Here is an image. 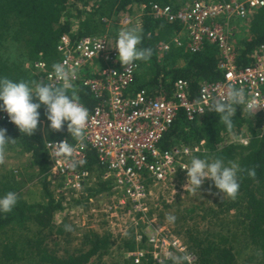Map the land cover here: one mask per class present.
Masks as SVG:
<instances>
[{
    "label": "trees",
    "instance_id": "1",
    "mask_svg": "<svg viewBox=\"0 0 264 264\" xmlns=\"http://www.w3.org/2000/svg\"><path fill=\"white\" fill-rule=\"evenodd\" d=\"M184 1L0 0V77L24 80L32 87L44 83L42 73L34 69V62L44 61L48 67L55 64L59 59L56 43L62 34L69 33L74 39L106 31L115 34L120 17L131 15L135 7L143 6L137 25L142 29L138 47L150 48L152 56L147 61H136L138 67H144L145 75L135 74L128 92L145 88L151 94H170L174 80L184 78L189 81L190 93L194 96L201 81L221 78V71L217 68L218 48L207 43L201 50L191 52L183 46L170 44L166 52L159 53L156 44L169 42L181 25L153 18L150 14L152 3L178 5ZM231 23L235 26V61L239 67H244L253 62L254 53L264 46V9H257L246 18ZM68 94H75L89 109L95 105L96 101L82 86L68 87ZM39 111L45 130L42 134L37 127L31 137L0 120V127L7 129L6 135L16 139L6 148L15 146L29 154L36 176L47 170L45 140L66 138L76 142L66 125L59 131L49 128L44 106ZM232 119L233 127L227 129L215 112L207 110L194 121L186 120L180 113L159 143L161 149L198 146L200 150L194 156L209 160L220 158L226 164L237 163L243 169L238 177L240 188L235 200L223 197L214 183L206 179L199 190L207 197L206 201L211 196L209 205L203 206L201 201L204 200L200 199L196 204L181 208L182 198H178L167 209V217H175L171 221L175 233L181 235L189 250L194 252L192 264H264V128L259 129L263 122L262 113L252 116L237 105ZM242 137L248 139L246 144L239 140ZM97 166L95 153L87 150V170L94 171L99 178L95 187L89 189V197L110 190L111 180L101 179L99 173L102 170ZM250 171L255 175H249ZM39 182L43 202L28 204L18 194L13 211L0 214V264H136L126 256L136 248L134 236L129 232L116 241L108 233L99 235L92 230L85 231L78 247L65 248V256L56 254L52 247L44 244L47 234L43 232L63 233L64 228L54 221L55 213L63 207L62 202L53 197L48 181L42 178ZM18 189L17 182L0 180V195L8 191L18 193ZM16 220L24 222L23 227L25 222L35 226L31 229L32 236H23L24 247L10 233ZM113 247L117 248L116 252H112ZM177 257L183 258L181 255ZM138 264L159 263L148 257ZM161 264H173V260ZM181 264L188 263L181 259Z\"/></svg>",
    "mask_w": 264,
    "mask_h": 264
},
{
    "label": "built area",
    "instance_id": "2",
    "mask_svg": "<svg viewBox=\"0 0 264 264\" xmlns=\"http://www.w3.org/2000/svg\"><path fill=\"white\" fill-rule=\"evenodd\" d=\"M143 8H139L138 17ZM257 9H264V0H187L178 5H150L153 18L181 25L169 42L156 44L159 53L166 52L170 44L196 52L208 43L219 50L217 68L221 78L201 81L194 96L190 93L189 81L184 78L174 80L170 94H151L145 88L128 92L138 64L122 65L116 49L108 41L114 43L121 30L134 27V21L138 25L139 19L133 20L132 15L120 17L115 34L106 31L74 39L65 33L59 37L56 63L75 69V78L68 81L69 87L86 88L96 102L90 109L81 103L89 111L83 142L72 143L66 138L45 140L47 170L38 174L36 180L48 181L53 197L62 202L63 209L68 208L67 201L78 200L87 205L89 214L103 213L100 218L106 222L104 230L83 229V234L88 230L99 235L108 233L118 241L129 232L134 236L136 248L126 256L136 264L148 257L161 264L177 255L187 256L190 264L193 263L194 252L189 250L184 238L171 226L161 225L153 214L161 209L167 211L181 198L187 183L186 170L181 166L187 165L200 149L186 145L161 149L159 143L180 113L188 121L196 120L207 111L206 105L213 98L226 97L233 86L243 88L248 99L264 104V46L254 53L252 63L239 67L235 61V26L231 23ZM34 69L42 73V82L63 86V82L55 80L52 66L48 67L44 61L34 62ZM197 107L204 112L195 111ZM258 112L263 118L259 129H263L264 107H259L255 113ZM0 120L17 128L4 111L0 112ZM38 125V131L43 134L44 122ZM64 140L73 146L72 159H82L84 164L72 169L64 158L54 160L50 155L55 150L53 142ZM239 140L248 142L246 137ZM87 150L95 153L97 169L102 170L99 173L94 169L97 174L103 180H111L109 191H99L90 197L89 189L95 187L99 178L94 171L87 170Z\"/></svg>",
    "mask_w": 264,
    "mask_h": 264
},
{
    "label": "clouds",
    "instance_id": "3",
    "mask_svg": "<svg viewBox=\"0 0 264 264\" xmlns=\"http://www.w3.org/2000/svg\"><path fill=\"white\" fill-rule=\"evenodd\" d=\"M141 33L140 28L121 30L114 43L107 40L116 49L117 58L122 65L130 66L136 61H147L151 58L150 48L138 47L142 39ZM52 70L55 80L63 82V86L54 87L51 83L39 82L32 87L24 80L14 81L7 77H0V111L7 113L10 122L18 128L21 134L31 137L40 122L39 109L44 106L50 129L59 131L66 125L70 136L78 142H83L86 136L89 111L79 102L75 94H68V81L75 78V69L69 70L65 63H55L52 65ZM237 105L246 107L252 116L259 107H264V104L258 103L256 99H248L243 88L233 86L226 97L213 98L206 108L210 112H215L225 127L231 129L233 127L232 117ZM195 111L204 112V109L197 107ZM6 133L7 129L0 127V163L3 162L7 145L16 140L8 137ZM53 143L55 150L50 155L55 161L62 157L72 169L85 163L82 159H72L74 149L67 140ZM181 167L186 170L187 183L185 185L189 186L193 193L200 189L206 179H210L223 193V197L236 199L240 188L238 177L243 171L237 163L226 164L220 158L209 160L193 156L187 165ZM249 175L254 176V171H250ZM18 199V193L15 191L0 195V214L12 212ZM168 219L174 221L175 217L169 216ZM65 229L72 230L70 225H66ZM181 259L189 261L190 264V258L187 256L172 257L173 264H181Z\"/></svg>",
    "mask_w": 264,
    "mask_h": 264
},
{
    "label": "rangeland",
    "instance_id": "4",
    "mask_svg": "<svg viewBox=\"0 0 264 264\" xmlns=\"http://www.w3.org/2000/svg\"><path fill=\"white\" fill-rule=\"evenodd\" d=\"M187 1V0H186ZM134 12L131 14L136 20L139 15V9L137 7L134 8ZM137 22L134 21L133 28H137ZM132 29V28H131ZM110 30V29H109ZM135 74H144V67L139 66L136 70ZM145 75V74H144ZM15 182L18 184V194L21 196V199L25 200L28 204H38L43 202L44 198L42 197V188L39 181L36 180V168H33L30 163V155L21 152L15 146L10 148H5L4 150V159L3 162L0 163V180H9V178H13ZM16 176V177H15ZM12 182V181H11ZM185 185V184H184ZM186 189L181 193L182 198V206L188 207L192 203H198L197 200L201 201L203 206L209 205L212 201L211 196L209 200L206 201L203 195V192L198 190L193 193L189 186L185 185ZM186 190V192H185ZM187 190L189 192H187ZM202 193V194H201ZM210 193V191H207ZM78 201V200H76ZM75 200L67 201L66 206L68 208L62 209L61 213L57 212L54 216V221L60 225V227L64 228L63 233H56L55 231H45L42 234H47L44 237V244H48V246L56 252L58 255L65 256L67 252L65 248L78 247L80 244L81 234H83V229H94L102 228L104 230L106 222L105 220H101V215L103 213L98 212L95 214H89V208H87L86 204H83L82 201L76 202ZM205 204V205H204ZM70 210H73L70 212ZM183 210V209H182ZM197 210H200L197 209ZM167 211L160 210L156 211L154 216H156L161 225L171 226L174 230V224L168 219ZM232 218V217H231ZM191 222V221H190ZM84 223V226L82 225ZM24 222H18L16 220L13 225V231L10 232L13 234V239L15 241L21 242V247H24L25 240H23V236L26 234L27 236H32V228H35L34 224L25 222V227H23ZM66 225L71 226V231H67L65 229ZM20 234H17V233ZM175 232V231H174ZM15 234V235H14ZM22 238V240H21ZM116 247V246H115ZM113 247L112 252H116L117 248ZM28 263V262H23Z\"/></svg>",
    "mask_w": 264,
    "mask_h": 264
},
{
    "label": "crops",
    "instance_id": "5",
    "mask_svg": "<svg viewBox=\"0 0 264 264\" xmlns=\"http://www.w3.org/2000/svg\"><path fill=\"white\" fill-rule=\"evenodd\" d=\"M33 168H34V167H33ZM15 177H16V176H15ZM15 180H16V179H14V176H13V178H9L8 181H10V182H11V181H12V182H15Z\"/></svg>",
    "mask_w": 264,
    "mask_h": 264
}]
</instances>
